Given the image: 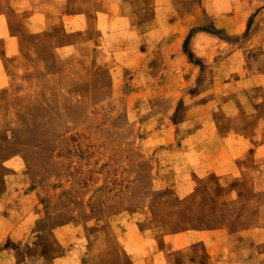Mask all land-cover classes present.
I'll return each instance as SVG.
<instances>
[{
  "label": "rangeland",
  "instance_id": "rangeland-1",
  "mask_svg": "<svg viewBox=\"0 0 264 264\" xmlns=\"http://www.w3.org/2000/svg\"><path fill=\"white\" fill-rule=\"evenodd\" d=\"M263 250L264 0H0V264Z\"/></svg>",
  "mask_w": 264,
  "mask_h": 264
},
{
  "label": "crops",
  "instance_id": "crops-1",
  "mask_svg": "<svg viewBox=\"0 0 264 264\" xmlns=\"http://www.w3.org/2000/svg\"><path fill=\"white\" fill-rule=\"evenodd\" d=\"M228 3L230 5H232V3L230 1ZM221 4L222 3H220V4L216 3V5H215V13L216 14H215L214 17H216V18L219 17L218 13L222 10L221 7H220ZM97 14H98V17L97 16L95 17V21H96L95 25H96V28H100V26H101V23H100L101 22V18L99 17V15L108 14V12H107V10H99V11H97ZM215 26H216V24H215ZM205 40H213V39L208 37L205 32H199L198 34L195 32V33H193L192 37H190V42H192L193 46L196 44L197 41H199V46L203 48L202 50L200 49L199 51H197L195 49H194L193 52L191 51V53L193 54V57L200 58V59H202V58L205 59V58H208V56H210L212 54V50H208V47H207L206 43L204 42ZM213 81H214L213 85H214V87H216L217 77H214ZM226 139H228L227 136H224L223 138L220 139L222 141V144H224L223 142ZM234 151H239V147L236 146V145H232V147L229 149V148H226V146L224 145L223 147L220 148L218 154H220V155H230ZM220 163H222L223 165H221V166L217 165L216 168L210 167V171H213L214 173H216L217 172L216 170L218 169V167H220L221 170H223V173L224 172H230V173L234 172V167H236V165L234 164V160L227 159L226 162H224L223 159H221ZM210 165L211 164H209L207 166H210ZM247 229H249V227L243 228L241 230H247ZM232 233L230 235H232ZM262 253H264V250H263Z\"/></svg>",
  "mask_w": 264,
  "mask_h": 264
}]
</instances>
